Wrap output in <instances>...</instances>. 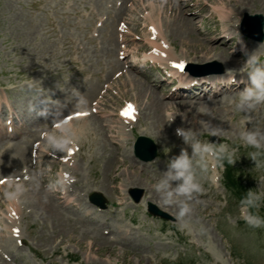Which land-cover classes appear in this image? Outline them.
<instances>
[{
    "label": "rangeland",
    "instance_id": "374dc122",
    "mask_svg": "<svg viewBox=\"0 0 264 264\" xmlns=\"http://www.w3.org/2000/svg\"><path fill=\"white\" fill-rule=\"evenodd\" d=\"M178 1L181 3L180 8L187 12L185 18H191L194 14L190 9L192 6L188 8L185 6L187 3ZM189 1L193 3L195 0ZM198 2L207 5L201 17L195 16L188 33L181 36L180 33L171 32L168 36L176 56L183 50L190 54L187 61L183 62V67L220 61L223 64L221 66L227 67L229 74H247L242 62L241 67H235L232 60L240 62V57L232 55L231 50L238 49V44L242 43L245 47L242 57L244 62L253 53L257 56L264 53V42H252L257 44L254 45L245 35L240 33L241 36H238L243 14L264 15V0H225V5L232 7L231 24L239 23L236 36L241 39L233 43L231 50L207 40L210 36L197 33L196 26L204 34L207 27L218 25L224 29L221 16L213 9L212 2ZM220 2L213 0L214 8L219 7ZM128 6L125 15L120 16L122 4L121 7L115 6V0H0V108L5 105L4 113L9 110L15 114L16 107L22 120L35 123V126L44 121L52 122L58 117L48 130L37 131V127L25 126V122L22 130L28 131L24 133L26 136L23 135L26 146L18 143L19 150L0 149V264H264V226L254 228L245 222L236 196V193L243 192L246 183L249 190L264 192V145L255 149L244 145L240 139V134L245 131L258 129L264 133V104L237 112L235 103L238 97L231 95L229 99H219L226 93L231 94L233 89L240 91L238 87H230V92L223 90L224 94L218 98H214L212 92L209 94L212 98L200 97L196 101V97L187 98L190 104L169 99V94L178 85L177 76L171 77L166 71L169 63L163 61V64L148 58L150 63L141 71L148 68L154 71L158 67L155 76L150 72L149 75L140 74L137 78L131 73L136 71L128 67L122 69L127 73L120 79L122 71L117 75L118 68L122 67L121 64L126 66L123 62L129 64L132 54L142 58L153 51V36L144 29L149 25L151 15H154L155 20L159 17L166 26L173 25V29L178 21L177 18L173 19V14L168 15L161 10V6L167 10L176 7V0H135L134 4L130 2ZM197 7L194 8L196 11L200 9ZM138 8L140 11L137 13L135 10ZM108 10L110 13H107ZM115 14L116 18H120L118 22H115ZM141 15L144 18H140ZM139 18L144 20L145 25L138 20L134 22L133 28L130 22ZM98 22L102 24L101 27H95ZM126 25L129 33L124 39L121 36L125 42L119 44L116 32L119 35L120 28ZM131 31L136 38L130 34ZM22 33L25 37L21 36ZM219 36V33L213 35ZM89 38L95 39L92 42ZM128 48L132 54L125 55L124 52H129ZM211 49H215L214 52L207 53ZM215 52L220 55L213 57ZM116 61L123 62L118 65ZM261 67L264 71V62ZM218 68L217 65H206L185 71L190 75L191 70L199 73ZM150 76L154 77L157 85L161 78H165L167 86L158 88L154 85L149 91V82L146 80L151 81ZM173 78H176L174 87L168 81ZM131 79L132 82L128 83ZM140 79H146L144 84ZM107 87L110 89L107 90ZM247 87H251V81ZM100 92L103 93L101 107L95 108L92 102ZM131 98H136L137 102H133L140 104L139 121L133 125V133L131 129L126 131L125 142L116 150L104 137L109 131L101 124V118L88 111H112L113 119L119 120V109ZM155 99L177 103V110L167 112L169 119L165 120L166 107H162L163 112L162 109L156 112L152 106ZM78 111H85L88 119L85 117L84 121L70 125L71 132L66 136L68 147L65 150L57 149L59 152L56 148L45 147V138L42 139L40 134H62L56 127L60 119ZM40 112L44 114L39 115ZM16 119H19L17 115L11 122L14 123ZM37 119L41 124L35 122ZM123 124L114 125L117 131L114 129L112 132L118 137L121 135L119 127L121 130L125 127ZM175 127L191 130L195 134L190 143L199 139L201 143L225 144L228 150H236L234 163L229 164L225 160L223 166L220 163L215 165L216 158L211 155L206 156L203 162L198 157L194 158L196 174L205 196L202 192L194 194L187 201L192 205V211L183 218L177 217L178 203H162L165 189L157 190L154 187L167 172L169 160L184 150L183 138H177L174 134ZM82 128H89L93 136L86 131L85 138L82 137ZM211 128L219 130L217 135L209 134ZM140 129L145 130L144 133H140ZM20 131L16 128V136L13 137H17ZM31 132H35L33 136L36 139H33ZM141 134L152 138L158 146V158L152 162L139 161L129 150ZM77 146L80 149L78 151ZM190 150L187 152L191 156ZM252 151L260 153L258 159L262 161V166L259 168L249 156ZM66 153L71 155L67 156L69 154ZM34 155L37 157L32 164ZM56 155L62 158L58 163L52 158ZM225 167L227 170L231 167L230 179H224ZM160 170L163 174L159 173ZM66 174L69 181L60 183V177ZM220 174H223L221 178ZM10 179L13 181L11 184ZM17 183L22 190L17 203H13L4 194L15 192ZM178 183L170 180V188ZM224 184H230L232 189H225ZM134 187L142 188L139 202H134L130 197L129 191ZM61 188L68 190L79 203L86 202L93 193H101L108 200V206L106 209L90 206L91 211L95 210L92 222L85 217L80 219L74 212L60 206L63 204L59 196L61 194H58ZM246 194L243 192L244 196ZM53 200L64 212L63 215L54 217L46 210V205L54 203ZM40 201L46 204L42 206ZM150 202L175 219L164 220L150 214L147 210ZM84 208H88V205L85 204ZM253 211H258L264 217V196L259 208ZM97 223L102 230L95 226Z\"/></svg>",
    "mask_w": 264,
    "mask_h": 264
},
{
    "label": "clouds",
    "instance_id": "9594fccd",
    "mask_svg": "<svg viewBox=\"0 0 264 264\" xmlns=\"http://www.w3.org/2000/svg\"><path fill=\"white\" fill-rule=\"evenodd\" d=\"M258 60L255 53L248 56L247 63L254 64ZM251 87H246L239 93L238 99L235 103V111H247L248 109H254L257 105L264 104V71L260 68H256L253 73L250 74ZM43 115V112L38 113ZM218 129H209L210 135H217ZM71 132V126L65 121L60 125V133H50L45 136V147H52L60 150H65L68 147L69 140L66 136ZM176 135L183 138L188 143L195 135L191 130H185L184 128L177 127L175 129ZM240 139L244 145L250 146L255 149H260L264 145V133L257 130L245 131L240 134ZM193 149L190 156L186 150H181L180 154L170 159L167 165V172L164 173V179L158 184L154 185L157 190L165 189L164 199L162 201L165 205H171L173 203L179 204V211L177 213L178 218H183L192 211V205L188 203L194 194L201 193L203 191L202 185L196 174V165L194 158L198 157L200 161H204L206 156H213L217 162L223 166V161L227 163H234L235 149L228 150L225 144H213L207 141L201 143L200 141H193L191 143ZM260 153L258 151H252L249 153L250 158L256 161L257 168L262 166V161L258 159ZM203 168V164L201 165ZM174 180L179 183L170 188L169 181ZM13 181L10 179L9 184ZM60 183H65V179L61 176ZM19 183L16 185L15 192H6L4 195L13 203H17V197L21 191ZM264 192L249 190L247 194L240 200V208L243 213V219L245 222L254 228L264 226V217H261L256 210L260 206V201ZM178 197L184 199L179 200Z\"/></svg>",
    "mask_w": 264,
    "mask_h": 264
},
{
    "label": "bare ground",
    "instance_id": "6f19581e",
    "mask_svg": "<svg viewBox=\"0 0 264 264\" xmlns=\"http://www.w3.org/2000/svg\"><path fill=\"white\" fill-rule=\"evenodd\" d=\"M125 1H128V0H125ZM181 2H184V4L188 3L189 0H180ZM123 2V1H122ZM140 3V2H139ZM192 3V1H191ZM136 4V3H135ZM190 4V3H188ZM186 4L185 6L189 8L190 5ZM194 4V2L192 3ZM219 4V7L217 6V8H214L221 16V20L223 21V26H224V29L222 32H224L225 34L223 35L225 38H227V42H223V41H218L217 40V37H212V34H216L219 29L217 27L214 28V30H211V29H207L206 30V33L204 34L202 32L201 29H199V27L197 28L196 26V29H197V33L198 34H201V35H207V36H210L207 37V40L209 41H212V42H216L218 44H221L225 47H227V50H231L232 49V45L234 43V41L236 40L237 36H236V33H237V30H238V25L236 24H231V21L230 20L231 18H233V11H232V7L229 8L228 5H225V0H221ZM180 5L181 3L176 0V7H173L171 9H164V6H161V10H162V13H165V14H168V15H171L173 14V19L175 20L176 18L178 19V21L176 22V24L174 25L175 29H173V25L169 24V25H165L163 24L162 20L159 19V17L157 18V20L154 19V15H151V19H150V22H149V25L144 27L145 30H147L146 33H149V34H152L153 38L151 40V44H152V48H153V51H152V54L148 55V57L152 60H158L160 62H167V63H179L178 61L180 60H187L188 57L190 56L189 52L188 51H185L183 50L182 53L178 56L175 55V49L174 47L172 46L173 43L169 41V38L168 36L171 35V32H177V33H180L181 36H183L184 34H187L188 33V28L191 27L193 25V20L195 19V16H200L201 17V13H202V10L203 8H200L199 10L197 11H194V8L193 6L190 8L194 14H192V17L191 18H185V14L187 13L185 10H182L180 8ZM196 5V4H195ZM39 6V4H38ZM126 7V3H123L122 4V9ZM140 7V5H139ZM143 7V6H142ZM167 7H169L167 5ZM120 8V9H121ZM146 8V7H145ZM121 9V13L118 14V15H122L124 14L125 12ZM117 10V9H116ZM135 10V9H134ZM133 10V11H134ZM179 10V12H178ZM138 11H140V9L138 8L137 10H135V12L138 13ZM119 12V10H118ZM154 12V11H152ZM143 13L144 15L146 13L144 12H141ZM189 13V12H188ZM144 15H141L140 18H144ZM187 15V14H186ZM117 16V15H116ZM119 17V16H118ZM235 17V16H234ZM134 19L130 22V25H132V27L134 28V22L135 21H138V20H141V24L142 25H145L144 23V20L143 19ZM100 21V19L98 20ZM133 23V24H132ZM22 25V24H21ZM29 26V25H28ZM138 27H140L138 25ZM137 27V29H138ZM203 27V26H202ZM26 30V29H25ZM126 31V30H125ZM149 31V32H148ZM127 32V31H126ZM132 32V31H131ZM129 33V32H128ZM132 36H134V38H136L137 36H135L132 33H130ZM26 35H29V34H26ZM21 36L25 37V35L22 33ZM124 35H123V38L124 39ZM147 38V37H145ZM253 42V41H252ZM254 44V43H252ZM236 47V46H235ZM131 48V47H130ZM130 48H128L127 50L129 51ZM147 48V47H146ZM244 45L241 43V44H238V49H234V50H231V53L232 55L234 56H237V55H240V62L239 61H235V60H232V62H234L235 67L236 66H239L241 67V62H242V55L245 53L243 50L244 49ZM221 49L225 52H226V49H224L223 47H221ZM215 49H211L209 51H207V53H211V52H214ZM116 52V50H115ZM119 52V51H118ZM128 54H132L130 51L127 52ZM207 53H204V55H207ZM132 55H136V54H132ZM199 55V54H198ZM218 55H220L219 53L215 52L214 56L213 57H217ZM178 57V58H177ZM198 58H200V56H197ZM134 59H136L135 57H133ZM203 58H206V56H203ZM190 59V58H189ZM163 62V63H164ZM121 62L117 63L118 65H120ZM165 63V64H167ZM240 63V64H239ZM122 65V68L124 67L123 64ZM132 68H136L134 67L133 65H130ZM238 67V68H239ZM173 71V70H172ZM242 71V70H241ZM176 72H178L176 70ZM125 73H127L126 71H123L122 75L120 74V79L121 77H125ZM185 72L181 73L180 76L182 78L183 74ZM141 74V73H140ZM237 74H239V72H236V74H229L226 72H224L223 75H211V76H207V77H204L202 78V83L203 84V89H202V85L199 84L198 82L194 85L190 84L191 83V79L188 78V77H185L183 76V81L181 83V87L177 90V91H185L186 93L189 94L186 95V96H183V94H177V92H173L172 94H170L171 97H169V99L173 98L175 100H180V102H183V103H187V104H190L191 101H189L187 98H191V97H207L208 98V94L210 92L213 93L214 95V98H218L219 96L223 95L224 92L223 90L225 91H228L230 92L229 90L231 89L230 87H238V88H241L242 87V84H243V80L242 78H237L235 77ZM128 75V74H127ZM127 78V77H126ZM134 80V79H133ZM146 80V79H145ZM147 82H149L148 85H150V81L147 79L146 80ZM132 82V79L131 81H129L128 83ZM165 81H161V83H163ZM201 87V88H200ZM201 89V93L199 95H196L197 91ZM210 91V92H209ZM146 95V94H145ZM144 95V96H145ZM147 97V96H146ZM163 97V96H162ZM228 97V93H226V95L224 97H219V99L221 100H225V98ZM168 98V97H167ZM162 100V99H161ZM161 100L159 99H155L152 101V106L154 107V109L157 111H160L162 109V107L164 108V106L166 107V110L164 111V119L167 120L169 119V115L166 114L167 112L171 111V110H177V103H165V102H162ZM184 100V101H182ZM191 100V99H190ZM203 100V99H202ZM215 100V99H214ZM221 100V101H222ZM211 101V100H210ZM219 101V100H218ZM213 102V101H212ZM215 102V101H214ZM217 102V101H216ZM179 103V102H178ZM210 103V102H209ZM217 104V103H216ZM151 106V105H150ZM182 106V105H181ZM184 106V105H183ZM0 109H3V112H0V116L3 115L4 111H5V105L3 108H0ZM162 112H163V109H162ZM86 112L83 111L80 115V118H78V121H84L83 119L86 117ZM107 115H109L107 113ZM106 115V116H107ZM92 117V116H91ZM88 119V117H86V120ZM205 119V118H204ZM85 120V121H86ZM125 120L124 123H129L131 124L130 121L126 120V119H123ZM111 123V122H110ZM166 123V121H165ZM115 125H116V122H115ZM107 128H105L106 131H113L115 129V126L113 124H110V125H105ZM126 127H124V129L122 128L121 130V127H119V133L121 134V136L124 135V130H125ZM3 130V126H0V131ZM60 130V129H59ZM85 131V130H84ZM115 131H117L115 129ZM81 132V131H80ZM141 132H144V130H142ZM20 134V133H19ZM19 134L17 135V137L19 136ZM176 134V132H175ZM73 137H76L75 135H73ZM110 137V142L113 143V142H116V141H113V138L111 137V135L107 134V138ZM120 137L117 136V134L115 133V139H120ZM176 137H178V135H176ZM16 138V137H15ZM117 144V143H116ZM57 150V149H56ZM51 152H52V149H51ZM56 152V151H55ZM38 154V153H37ZM50 154V153H49ZM48 154V155H49ZM52 154V153H51ZM55 156V155H54ZM58 156V155H56ZM52 157V156H51ZM52 158H56V157H52ZM71 163V162H70ZM69 163V164H70ZM63 178L65 179V181H69V178H68V174L66 175H63ZM67 186V184H66ZM61 187V186H60ZM69 191L66 190L65 191V198H67L69 196ZM59 197V196H58ZM48 201V200H47ZM54 201V200H53ZM46 204V202H43V201H40V205L43 206V204ZM52 203V202H51ZM48 204L46 205V210L49 211V213L51 215H53L54 217L56 216H59V215H63L64 212L61 211L59 209V207L56 205L55 201L54 203L52 204ZM45 209V208H44ZM20 214V213H19ZM89 216V214H88Z\"/></svg>",
    "mask_w": 264,
    "mask_h": 264
},
{
    "label": "water",
    "instance_id": "95a60500",
    "mask_svg": "<svg viewBox=\"0 0 264 264\" xmlns=\"http://www.w3.org/2000/svg\"><path fill=\"white\" fill-rule=\"evenodd\" d=\"M143 140V139H142ZM138 200V199H137ZM153 209V208H152ZM155 213H157V214H161V213H159L158 211H154ZM162 215H164V214H162ZM164 216H166V215H164Z\"/></svg>",
    "mask_w": 264,
    "mask_h": 264
},
{
    "label": "snow or ice",
    "instance_id": "6c2138e0",
    "mask_svg": "<svg viewBox=\"0 0 264 264\" xmlns=\"http://www.w3.org/2000/svg\"><path fill=\"white\" fill-rule=\"evenodd\" d=\"M178 67H179V65H178Z\"/></svg>",
    "mask_w": 264,
    "mask_h": 264
}]
</instances>
